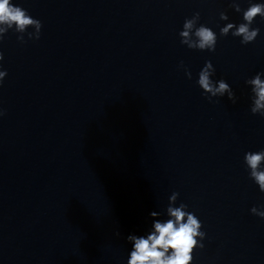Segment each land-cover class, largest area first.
<instances>
[{
    "label": "clouds",
    "instance_id": "1",
    "mask_svg": "<svg viewBox=\"0 0 264 264\" xmlns=\"http://www.w3.org/2000/svg\"><path fill=\"white\" fill-rule=\"evenodd\" d=\"M247 9H242L240 0H230L229 6L237 13H242L243 22L238 25L227 23L220 28L219 35L226 37L231 33L233 37L240 38L242 45L253 43L260 33L258 27H252L255 19L259 16L264 20V3L248 0ZM221 21H228L229 17L225 11L219 13ZM200 13L195 12L191 18H185L183 28L179 32L180 43L187 48L199 51L215 52L218 36L208 26L199 23ZM43 25L39 19L33 18L26 9L12 3V0H0V41L9 30L17 33V40L26 43L25 34L28 39L38 40ZM31 28L33 31H28ZM4 60V54L0 51V62ZM180 67H184L181 61ZM188 79L192 78L191 72L184 68ZM215 69L212 62L206 61L204 67L198 73L197 84L209 102L215 97H224L233 104L237 97L231 86L224 80H213ZM7 76V70L0 63V86ZM264 72H258L254 77L245 81L251 88L250 111L253 115L264 117ZM6 114L0 108V118ZM244 164L249 173V178L264 192V149L259 151H248L244 154ZM179 192H173L168 198L166 207V220L157 219L152 223L151 230L146 235H128L127 241L132 248L127 264H192L194 253L197 249L205 247L203 241L206 233L202 231V222L195 213L188 211V205L181 202L177 206ZM264 205L253 206L252 214L264 218ZM151 217L160 216L153 211ZM119 236V232L116 233Z\"/></svg>",
    "mask_w": 264,
    "mask_h": 264
}]
</instances>
